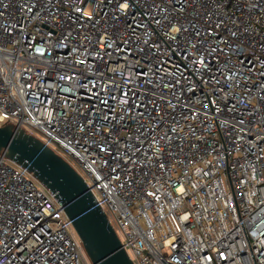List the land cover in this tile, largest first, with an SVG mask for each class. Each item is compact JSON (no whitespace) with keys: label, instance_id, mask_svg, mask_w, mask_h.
<instances>
[{"label":"built area","instance_id":"2783aa9c","mask_svg":"<svg viewBox=\"0 0 264 264\" xmlns=\"http://www.w3.org/2000/svg\"><path fill=\"white\" fill-rule=\"evenodd\" d=\"M83 177L133 264H264V0H0V128ZM0 264H92L0 152Z\"/></svg>","mask_w":264,"mask_h":264},{"label":"water","instance_id":"95a60500","mask_svg":"<svg viewBox=\"0 0 264 264\" xmlns=\"http://www.w3.org/2000/svg\"><path fill=\"white\" fill-rule=\"evenodd\" d=\"M26 169L55 198L72 221L92 264H133L83 177L39 139L0 128V152Z\"/></svg>","mask_w":264,"mask_h":264},{"label":"rangeland","instance_id":"374dc122","mask_svg":"<svg viewBox=\"0 0 264 264\" xmlns=\"http://www.w3.org/2000/svg\"><path fill=\"white\" fill-rule=\"evenodd\" d=\"M28 133L33 135V136H36V137L38 136V135H36V133H33V132L29 131V130H28Z\"/></svg>","mask_w":264,"mask_h":264}]
</instances>
